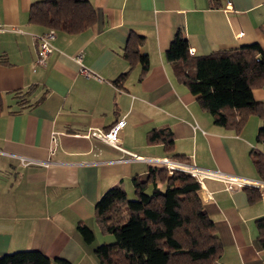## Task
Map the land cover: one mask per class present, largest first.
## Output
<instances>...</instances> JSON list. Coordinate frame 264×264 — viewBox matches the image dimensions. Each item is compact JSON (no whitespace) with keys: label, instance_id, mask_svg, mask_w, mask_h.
<instances>
[{"label":"crops","instance_id":"obj_1","mask_svg":"<svg viewBox=\"0 0 264 264\" xmlns=\"http://www.w3.org/2000/svg\"><path fill=\"white\" fill-rule=\"evenodd\" d=\"M36 1L0 0V255L38 249L72 264H101L93 252L95 203L120 182L134 193L132 178H145L152 158L260 180L250 152L264 154V133L258 140L264 81L252 90L261 115H250L236 132L214 123L164 51L177 30L194 54L254 41L264 48V0H90L95 22L75 34L57 31L45 65H36L44 29L28 20ZM131 33L144 37L145 73L123 57ZM82 66L95 76L82 74ZM121 117L118 143L138 158L82 135L107 130ZM160 127L172 131L171 151L147 141V132ZM21 157L35 161L24 164ZM200 186L222 243L214 264H264L255 227L264 216V186L254 201L244 186L228 189L221 178L205 177ZM78 222L93 231L91 243Z\"/></svg>","mask_w":264,"mask_h":264},{"label":"trees","instance_id":"obj_2","mask_svg":"<svg viewBox=\"0 0 264 264\" xmlns=\"http://www.w3.org/2000/svg\"><path fill=\"white\" fill-rule=\"evenodd\" d=\"M90 0H38L29 10L28 20L44 31L75 34L95 22ZM43 31V32H44ZM144 37L131 33L123 47V57L140 63L142 73L149 59L141 50ZM178 80L186 84L201 108L214 123L236 132L252 114L261 115L262 106L252 94L264 81V48L257 41L209 54L189 51L185 35L177 30L164 51ZM127 71L120 75L123 78ZM264 133L260 127L258 140ZM149 143L161 142L164 151L173 149L169 127L147 132ZM252 164L264 180V154L252 149ZM134 198L129 199L122 183L105 190L95 203V220L102 233L113 241L95 245L93 252L101 264H214L222 252L216 226L204 207L200 182L179 169L169 173L165 166L152 163L145 178H132ZM249 201L259 190L244 186ZM256 241L264 248V216L255 219ZM76 229L86 243L93 231L83 222ZM72 264L62 257L50 258L38 249H20L0 255V264Z\"/></svg>","mask_w":264,"mask_h":264},{"label":"built area","instance_id":"obj_3","mask_svg":"<svg viewBox=\"0 0 264 264\" xmlns=\"http://www.w3.org/2000/svg\"><path fill=\"white\" fill-rule=\"evenodd\" d=\"M56 32L53 29L46 30L39 35H37L38 39V45H39V55L36 59V65H45L47 56L51 53L53 50V44L52 40L55 38ZM76 59L79 61L81 59V54H76ZM81 72L85 76L94 77L95 74L86 68L85 66L81 67ZM125 119L123 117L119 118L110 128L107 130H101V129H89L86 132H84L82 135L84 137H95L121 151H123L129 159H135L138 158V156L135 153H132L130 151L125 150L122 148L118 143V133L119 130L124 126ZM58 132L53 133V140H55L56 135ZM264 145V142H262ZM22 163H30L35 160L31 158L21 157ZM152 161L156 162L157 164L163 165L166 167L169 173H172L173 170L179 169L182 171L189 172L191 175L197 178L199 182L202 181L205 177H211V178H221L226 182L227 188L232 189L234 185L236 186H251L254 188H257L258 190L264 186V180H244L240 179L238 177L228 176V177H222L221 173L219 171H212V170H206L202 169L196 166L186 165L181 162L171 160L167 157H161V158H152Z\"/></svg>","mask_w":264,"mask_h":264},{"label":"rangeland","instance_id":"obj_4","mask_svg":"<svg viewBox=\"0 0 264 264\" xmlns=\"http://www.w3.org/2000/svg\"><path fill=\"white\" fill-rule=\"evenodd\" d=\"M124 188H125V187H124ZM125 190H126V189H125ZM126 192H127V191H126ZM127 197H128L129 199H132V198H134V194H133V193H127ZM98 230H99V229H98ZM113 238H114V237H113L112 234L102 233L100 230H99V232L97 233V236H96V239H98L99 244L102 243V242H105V241H107V242H111V241L114 240ZM108 239H110V240H108Z\"/></svg>","mask_w":264,"mask_h":264}]
</instances>
